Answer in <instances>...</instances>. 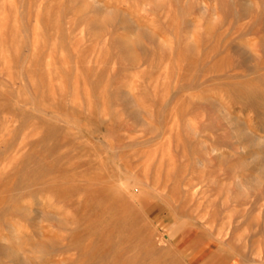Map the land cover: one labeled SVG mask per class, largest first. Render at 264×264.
Masks as SVG:
<instances>
[{"label": "rangeland", "instance_id": "obj_1", "mask_svg": "<svg viewBox=\"0 0 264 264\" xmlns=\"http://www.w3.org/2000/svg\"><path fill=\"white\" fill-rule=\"evenodd\" d=\"M40 249L264 264V0H0V264Z\"/></svg>", "mask_w": 264, "mask_h": 264}, {"label": "clouds", "instance_id": "obj_2", "mask_svg": "<svg viewBox=\"0 0 264 264\" xmlns=\"http://www.w3.org/2000/svg\"><path fill=\"white\" fill-rule=\"evenodd\" d=\"M46 255L45 250L40 249L38 251H36L33 255V259L36 260L37 264H41V262L43 261L44 257Z\"/></svg>", "mask_w": 264, "mask_h": 264}, {"label": "bare ground", "instance_id": "obj_3", "mask_svg": "<svg viewBox=\"0 0 264 264\" xmlns=\"http://www.w3.org/2000/svg\"><path fill=\"white\" fill-rule=\"evenodd\" d=\"M247 14V13H246Z\"/></svg>", "mask_w": 264, "mask_h": 264}]
</instances>
